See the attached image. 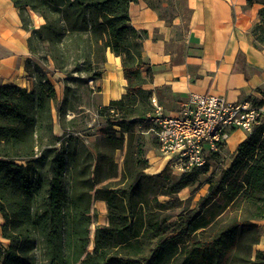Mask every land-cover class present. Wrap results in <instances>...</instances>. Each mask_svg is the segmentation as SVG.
<instances>
[{
  "label": "trees",
  "instance_id": "1",
  "mask_svg": "<svg viewBox=\"0 0 264 264\" xmlns=\"http://www.w3.org/2000/svg\"><path fill=\"white\" fill-rule=\"evenodd\" d=\"M10 1L30 33L24 70L33 86L0 85L1 237L8 242L0 244V264H264L256 248L264 218V111L229 166L208 179L196 207L175 213L170 199L197 185L225 144L204 166L178 176L168 164L146 172L145 134L136 126L153 110L144 89L151 76L142 59L145 32L130 24L134 0ZM246 3L260 6L250 33L264 47V0ZM31 14L42 19L38 28ZM107 52L121 60L126 92L100 108L105 125L94 143L79 145L61 125L55 134L53 110L64 122L69 84L100 80ZM57 83L65 97L54 107ZM94 202L105 204L106 224L94 228L89 252Z\"/></svg>",
  "mask_w": 264,
  "mask_h": 264
},
{
  "label": "crops",
  "instance_id": "2",
  "mask_svg": "<svg viewBox=\"0 0 264 264\" xmlns=\"http://www.w3.org/2000/svg\"><path fill=\"white\" fill-rule=\"evenodd\" d=\"M259 8L248 6L246 0H134L129 19L135 30L145 32L142 59L151 80L144 89L152 92L151 100L171 116L189 94H212L230 103L248 100L252 106L262 103L264 110V47L250 33L258 22ZM31 19L34 28L43 23L33 14ZM29 34L11 1L0 0V85L32 88L33 80L24 70L30 57ZM142 77L147 79L146 72ZM58 85L54 86L57 99ZM94 87L99 89L101 106L125 94L119 57L107 52L101 79ZM54 132L60 134L55 126ZM246 136L242 130L232 131L224 142L228 152L232 154ZM165 165L161 162L152 174ZM2 224L0 216V244L7 246L1 237ZM259 224L262 235L256 248L264 252V218Z\"/></svg>",
  "mask_w": 264,
  "mask_h": 264
},
{
  "label": "built area",
  "instance_id": "3",
  "mask_svg": "<svg viewBox=\"0 0 264 264\" xmlns=\"http://www.w3.org/2000/svg\"><path fill=\"white\" fill-rule=\"evenodd\" d=\"M151 104L152 112L138 119L136 129L153 134L166 164L178 174L204 166L232 131L250 133L264 111L248 100L230 103L212 94H189L173 116Z\"/></svg>",
  "mask_w": 264,
  "mask_h": 264
},
{
  "label": "rangeland",
  "instance_id": "4",
  "mask_svg": "<svg viewBox=\"0 0 264 264\" xmlns=\"http://www.w3.org/2000/svg\"><path fill=\"white\" fill-rule=\"evenodd\" d=\"M55 75L53 80L55 79ZM95 83V82H94ZM92 81H88L87 84L84 82L70 83V91L66 95L68 102V109L65 114L64 122L59 124L58 117L55 110H53V118L55 123V130L57 133H62L60 125L64 127L67 134L73 135L78 138V144L91 146L94 143V136L100 131L105 125L104 116L99 115V110L102 107L99 100V89L94 87ZM58 99L54 103V107L60 105V101L65 97L64 84L58 83ZM164 111V109H163ZM165 113V111H164ZM69 121V123H68ZM59 134V135H60ZM146 139V157L150 162L149 170H146L148 174H152L156 170L160 169L159 164L161 162L166 163V159L159 150L158 142L153 134H145ZM230 153L226 147L220 150L218 158L210 157L209 165L210 169L206 175L200 176L199 183L193 187L185 188L177 193L171 202L177 207L175 213H179L182 208L188 206L195 208L201 197L207 194V181L212 178L213 181L219 178V171L222 168H227L230 164ZM116 162L120 165L122 160V154L117 152L115 155ZM174 175L178 176L177 172ZM159 201L165 202L169 198L161 196L158 198ZM95 217L93 218V224L90 229V243L88 251L91 252L93 249V231L96 226H102L106 224V207L105 204L94 202L92 206ZM170 214L167 212L166 215Z\"/></svg>",
  "mask_w": 264,
  "mask_h": 264
}]
</instances>
